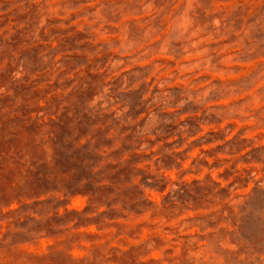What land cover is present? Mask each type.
Listing matches in <instances>:
<instances>
[{"label": "rangeland", "instance_id": "obj_1", "mask_svg": "<svg viewBox=\"0 0 264 264\" xmlns=\"http://www.w3.org/2000/svg\"><path fill=\"white\" fill-rule=\"evenodd\" d=\"M0 264H264V0H0Z\"/></svg>", "mask_w": 264, "mask_h": 264}]
</instances>
